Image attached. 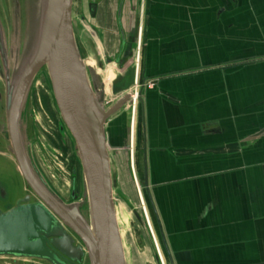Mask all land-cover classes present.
<instances>
[{"label":"crops","instance_id":"crops-1","mask_svg":"<svg viewBox=\"0 0 264 264\" xmlns=\"http://www.w3.org/2000/svg\"><path fill=\"white\" fill-rule=\"evenodd\" d=\"M145 2L142 127L168 262L264 264V0Z\"/></svg>","mask_w":264,"mask_h":264},{"label":"water","instance_id":"water-1","mask_svg":"<svg viewBox=\"0 0 264 264\" xmlns=\"http://www.w3.org/2000/svg\"><path fill=\"white\" fill-rule=\"evenodd\" d=\"M123 1L121 30L109 8L103 10L101 20L96 19L97 3H91L88 40L96 67L88 64L91 58L87 60L80 49L74 23L77 0H32L29 6L20 72L10 91L7 113L13 154L34 197L26 195L15 203L7 200V207L0 206V258L29 260L30 264H129L116 210L112 152L132 150L134 120L126 111L120 112L132 102L141 23L140 17L131 16L129 0ZM113 63L121 73L112 91L122 96L106 108V86L98 70ZM42 71H46L61 115L60 130L64 134L67 129L75 142L85 201L79 198L76 171L68 201L54 192L28 143L30 124L23 113H27L31 88ZM144 164L147 195L154 208L146 154ZM126 202L136 220L146 225L139 210ZM163 245L166 248L164 239ZM157 261L162 264L159 253Z\"/></svg>","mask_w":264,"mask_h":264},{"label":"rangeland","instance_id":"rangeland-1","mask_svg":"<svg viewBox=\"0 0 264 264\" xmlns=\"http://www.w3.org/2000/svg\"><path fill=\"white\" fill-rule=\"evenodd\" d=\"M85 3V0H77L76 10L74 12V23L76 25L77 35L79 36V43L85 48L86 59L89 60L91 58L88 64L91 67H96L95 62L92 60L94 51H92L88 40L91 36L90 30L88 29L90 27L83 26L84 20L82 21L81 16L85 13ZM102 35L105 34L102 33ZM113 43L112 40L108 44L112 47ZM97 45L100 52L104 54L105 47L103 42L99 41ZM98 72L101 74L106 86L105 104L106 108H109L122 96V94L114 95L112 91L113 82L121 72L115 63L106 65L103 71L98 70ZM131 93H133L132 102L120 113L126 111L130 119L134 120L132 150L130 152H128V149L112 152V172L117 182L115 198L118 221L129 264H160L157 261V253L159 251L156 243H158L165 261L164 263L162 261V264H170L159 235L157 221L148 201L147 187L144 179L142 103L138 98L135 104L133 99L136 93L143 96L141 80L138 85L135 84ZM27 113H29L27 120L33 132V136L30 137L28 143L31 146L34 160L42 177L62 200L68 201L70 199L74 172L76 171V175L78 174L79 178V198L85 201L84 184L80 174V164L75 142L67 129H65L64 134L60 130L62 119L46 71H42L35 80ZM8 161H0V164L4 171L3 181L5 183H10L8 181V175L15 173L16 187L14 188L11 183L13 197L9 200L10 203H15L16 199L22 198L25 194L23 191L25 181L21 175L17 174L15 164L10 159ZM124 199L139 210L146 225L143 226L136 220L128 203ZM149 219L151 220V224ZM151 225L153 230L151 229ZM0 264H30V261H14L10 258H0ZM85 264H89L88 261Z\"/></svg>","mask_w":264,"mask_h":264},{"label":"flooded vegetation","instance_id":"flooded-vegetation-1","mask_svg":"<svg viewBox=\"0 0 264 264\" xmlns=\"http://www.w3.org/2000/svg\"><path fill=\"white\" fill-rule=\"evenodd\" d=\"M86 6L83 13L84 24L83 26L90 27V18H91V3H97V12L96 19L101 20L103 10L106 11V8H109V14L111 18L115 20V26L120 27L119 23L123 20L125 16V1L123 0H85ZM32 0H0V161L4 162L10 159L15 166L16 172L20 175L18 165L16 163L14 154H13V145L11 137L9 134V120L7 113L8 99L10 96V91L14 86L15 81L18 78L20 72V63L22 58V48L25 41V29H26V16L28 15L29 6H31ZM145 0H129L128 4L130 6L129 11L131 16H134L135 19L140 17V37L142 40V51H143V18L145 15ZM118 5V10H116ZM121 5V7H119ZM83 21V19H82ZM116 22L118 25H116ZM87 29V28H86ZM90 30V28H88ZM122 27H120V30ZM118 30V28H117ZM78 41H79V36ZM102 38V34L100 35ZM82 55L86 57L85 48L82 44L79 43ZM49 81V79H48ZM35 83V82H34ZM34 84L31 88L30 95ZM144 91V89L142 90ZM135 96V95H134ZM138 99V96H137ZM142 103V102H141ZM142 105V104H141ZM29 115V113H23L24 115ZM143 128V127H142ZM134 130L132 132V135ZM28 137L33 136L31 131V125L29 126ZM144 135V129H143ZM134 139V136H133ZM143 136V166L146 174L144 156H145V144ZM1 163V162H0ZM9 176V182L5 183L3 181L4 171L2 165L0 164V206L7 207V200H11L13 197L11 190L12 186L15 188V173ZM145 177V176H144ZM13 179V180H12ZM145 179V178H144ZM12 181V182H11ZM25 181V180H24ZM19 186V185H18ZM25 192L24 198L26 195L34 197V193L25 182V187L23 188ZM21 198L16 199V201ZM144 201V198H143ZM147 210V209H146ZM150 220V219H149ZM151 223V220H150ZM32 264H45L40 262H31Z\"/></svg>","mask_w":264,"mask_h":264},{"label":"built area","instance_id":"built-area-1","mask_svg":"<svg viewBox=\"0 0 264 264\" xmlns=\"http://www.w3.org/2000/svg\"><path fill=\"white\" fill-rule=\"evenodd\" d=\"M142 40L140 37V41H139V50H138V56H137V79H136V85L139 84L140 80H141V59H142ZM142 82V81H141ZM146 87H153V84L151 82L149 83H142V90Z\"/></svg>","mask_w":264,"mask_h":264},{"label":"bare ground","instance_id":"bare-ground-1","mask_svg":"<svg viewBox=\"0 0 264 264\" xmlns=\"http://www.w3.org/2000/svg\"><path fill=\"white\" fill-rule=\"evenodd\" d=\"M137 96H138V93H136L135 96L133 97L135 104L137 103V100H138V99H137ZM138 98H139V96H138ZM133 136H134V133H133ZM150 224H151V223H150ZM151 229L153 230L152 225H151ZM156 245H157V248H158V251H159L160 257H161V259H162V261H163V263H164L165 261H164V258H163V255H162V252H161V250H160V247H159L158 243H156Z\"/></svg>","mask_w":264,"mask_h":264},{"label":"trees","instance_id":"trees-1","mask_svg":"<svg viewBox=\"0 0 264 264\" xmlns=\"http://www.w3.org/2000/svg\"><path fill=\"white\" fill-rule=\"evenodd\" d=\"M141 81H143V79H142V76H141ZM143 153V152H142ZM147 197H148V195H147ZM148 201H149V199H148ZM150 202V201H149ZM150 205H151V203H150ZM151 208H152V212H153V215L155 216V214H154V208L152 207V205H151ZM156 218V217H155Z\"/></svg>","mask_w":264,"mask_h":264}]
</instances>
